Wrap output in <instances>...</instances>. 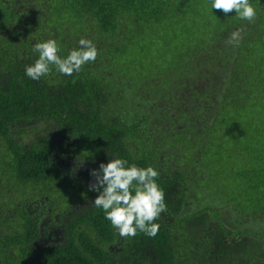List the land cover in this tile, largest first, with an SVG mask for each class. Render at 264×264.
<instances>
[{"label": "trees", "instance_id": "trees-1", "mask_svg": "<svg viewBox=\"0 0 264 264\" xmlns=\"http://www.w3.org/2000/svg\"><path fill=\"white\" fill-rule=\"evenodd\" d=\"M252 3L249 22L211 0H0V264H31V249L33 264H92L38 247L42 214L24 209L36 184L55 200L52 182L66 190L51 160L61 147L159 170L167 209L155 237L129 241L147 258L136 264H264V0ZM82 36L94 63L25 75L37 40L64 56Z\"/></svg>", "mask_w": 264, "mask_h": 264}, {"label": "clouds", "instance_id": "clouds-1", "mask_svg": "<svg viewBox=\"0 0 264 264\" xmlns=\"http://www.w3.org/2000/svg\"><path fill=\"white\" fill-rule=\"evenodd\" d=\"M213 8L223 10L225 14L235 10L240 20L249 22L257 16L252 0H211V10ZM241 39L240 29L230 33V43L238 45ZM76 43L77 46L61 56L56 38L37 40L32 45L36 58L25 65V75L38 81L53 69L65 76L79 73L83 66L96 61L99 51L96 43L86 36ZM90 174L94 179L89 189L96 193L91 202L103 210L105 219L119 236L134 237L138 231L148 237L156 236L160 229L158 218L167 209L164 189L157 180L160 175L157 168L152 165L142 167L111 153L107 162H101Z\"/></svg>", "mask_w": 264, "mask_h": 264}, {"label": "flooded vegetation", "instance_id": "flooded-vegetation-1", "mask_svg": "<svg viewBox=\"0 0 264 264\" xmlns=\"http://www.w3.org/2000/svg\"><path fill=\"white\" fill-rule=\"evenodd\" d=\"M38 130L36 133L43 132V130ZM30 131L33 132L29 133ZM34 131L35 129L28 128L22 133V139L27 141L34 136ZM61 138L64 139V136ZM59 155L58 158L57 154L54 153L51 160L52 163L58 161V169L56 170L60 175L56 176L57 179L67 180L66 190L63 191L58 190V187L52 182V187L58 192H53V194H58L60 200H55V198L41 191L39 184H36L31 190V200H24V209H27L29 215L42 214V222L36 228L40 231L37 233L35 241L38 247L44 248L45 243H49L56 250L67 248L70 259L80 258L84 261H90L92 264H120L121 260L126 259H132L135 264L144 263L147 258L132 257V243H129L132 237H121L117 233L118 237L115 236V241L107 239L108 230L104 228L103 220L96 213L98 210L91 202L96 193H88L87 187L94 178L91 174L86 178V173H91L95 167L98 169L101 162L106 163L110 158V153L104 152L106 157L103 159L89 160L75 154L72 148L66 150L61 147ZM7 157L8 151L6 160ZM59 166L63 169L60 170ZM68 170L69 173H67ZM73 211L78 212L74 214ZM102 216L104 218V214ZM62 217L65 218V222L61 221ZM84 218L87 220L86 222H77L78 219ZM33 256L35 255L31 249L29 256L31 257L29 261L31 264L35 259Z\"/></svg>", "mask_w": 264, "mask_h": 264}, {"label": "rangeland", "instance_id": "rangeland-1", "mask_svg": "<svg viewBox=\"0 0 264 264\" xmlns=\"http://www.w3.org/2000/svg\"><path fill=\"white\" fill-rule=\"evenodd\" d=\"M33 131H30L29 133H32ZM2 188H5L4 186Z\"/></svg>", "mask_w": 264, "mask_h": 264}]
</instances>
